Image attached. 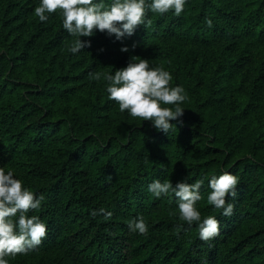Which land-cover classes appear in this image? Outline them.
<instances>
[{
  "label": "rangeland",
  "instance_id": "1",
  "mask_svg": "<svg viewBox=\"0 0 264 264\" xmlns=\"http://www.w3.org/2000/svg\"><path fill=\"white\" fill-rule=\"evenodd\" d=\"M225 2H233L232 9L237 10L233 13L234 16L242 13L246 15L257 7L254 0ZM39 4L40 0H0V77L9 82L8 90L17 88L20 93L23 90L30 92L34 102L40 105L39 114L46 112L51 114L49 119L66 120L70 119L73 112L80 113L85 108H93V101L103 102L106 99L104 93H107L104 79L90 80L89 73L98 71L107 74L111 68L116 71L118 69L114 64L118 59H123L126 67L131 57H140L149 60L152 67H163L170 72L161 59L134 41H118L99 31L92 37L80 38L90 42L91 47L84 48L77 54L70 53L68 48L76 37L70 36L63 29L59 10L50 14L46 22H41L34 15V9ZM234 22L230 42L236 45L231 49H225L226 41H218L209 46L206 44L207 47L200 44L194 47V44L176 38L157 40L170 60L178 56L189 70L185 71L188 76L185 72L179 74L180 82L189 97L181 105L185 112L179 118L187 131L181 130L178 121H171L177 129L169 134L158 132L154 127L152 133H148L145 127H150L151 123L129 114L130 131L128 126H124L128 132L134 131V136L139 138V145L151 144L154 158L165 166V171L160 170L159 178L152 174V168L142 173L145 190L142 194L147 196V209L153 218H177L178 205L172 196L156 198L148 192V185L157 179L173 183L192 174L198 164L208 187L201 189L202 199L197 202L196 207L201 218L212 215L218 219L222 210L215 209L207 202L211 191L209 180L213 176H220V168L234 170V175L239 178L237 195L235 198L228 197V202L239 210V217L233 219L231 215L223 218L220 224L227 231V236L222 233L210 240V244L220 241L219 251H223V261L240 257L236 251L238 243L251 235L257 248L264 250V41L244 33L239 28V19ZM134 43L136 47L133 49ZM122 47H128L129 51L121 52ZM99 54L105 59L100 61L97 58ZM241 57L246 60V64L239 73H235L230 64L241 61ZM224 60L229 61L224 65L231 67H222ZM170 74L173 77V73ZM211 78H214L212 90L207 83ZM57 87L64 89L69 97L57 94L48 96ZM40 92L43 94H37ZM217 100H221V106L215 102ZM112 112L120 113L122 117L111 116ZM126 112L127 110L121 113L119 105L110 101L109 122L102 129L101 140L108 149V152H103L104 159L115 155L124 143L113 138L118 134L122 138L120 125ZM109 128L112 129L108 131ZM90 132L91 130L86 136ZM145 132L152 134V138ZM41 153L44 151L34 152L38 155ZM153 161L154 159L152 163ZM99 199L108 203L117 199L114 187L101 192ZM254 226L257 229H253ZM119 229L122 230L121 226ZM256 232L261 233L262 240L254 235ZM122 233V250L128 253L136 244L135 233ZM71 238L76 239L74 236ZM86 244L87 238L77 244L76 250L70 252L78 264H92L90 256L86 254L87 250L80 254L81 248ZM55 247L56 244L46 245L42 251L52 254ZM207 248L208 244L202 248L201 260H195L193 264H203L208 257ZM56 257L52 256L53 259ZM6 259L9 264H40L41 255L30 251L25 255Z\"/></svg>",
  "mask_w": 264,
  "mask_h": 264
},
{
  "label": "trees",
  "instance_id": "2",
  "mask_svg": "<svg viewBox=\"0 0 264 264\" xmlns=\"http://www.w3.org/2000/svg\"><path fill=\"white\" fill-rule=\"evenodd\" d=\"M254 1L257 3L256 8L246 15L242 13L238 16L233 15L237 11L232 9L233 2L227 3L225 0H187L184 12L179 17L173 11L163 15L149 11L148 18L152 20V25L139 26L131 37L123 40L134 41L156 55L173 73L172 84L183 87L179 74L189 70L178 56L170 60L157 40L176 38L194 44V47L199 44L207 47L218 41H226L225 49H231L236 45L230 42L234 33L231 26L239 19V28L244 33L264 41V0ZM105 2L110 3L111 0ZM206 19L212 20L211 28L205 23ZM102 56L99 54L97 58L104 60ZM242 57L236 64H230L235 73H239L246 64ZM226 63L229 61L224 60L222 67H231L224 65ZM124 66L123 59H118L114 64L117 69ZM114 72L111 68L107 74ZM185 74L188 76V72ZM8 83L0 77V167H4L5 171H14L15 178L23 182V187L32 190L37 196L45 197L38 210L28 213L29 216H38L47 225L46 238L40 246L31 250L41 255L40 264H78L70 252L76 250L77 244L86 238L88 244L81 248L80 254L87 250L92 264H193L195 260H201V251L206 244L208 257L203 264H264V250L257 248L255 240L250 238L252 235L238 243L236 251L240 257L223 261V251H219L220 241L216 240L214 244L201 241L197 224L189 226L178 217L153 218L149 214L147 196L142 194L145 192L142 173L152 168V174L159 178L160 170L165 171V166L154 158L151 144L139 145V138L134 136V131L124 129V126H128L130 131L127 112L123 114L120 125L122 138L120 134L113 138L124 143L115 155L104 159L103 152H108V149L101 139L102 129L107 127L110 117L111 100L108 99V93H104L106 99L102 104L93 101V108H85L80 113L73 112L70 119H49L51 114H39L40 105L34 102L30 92L23 90L20 93L17 88L8 90ZM103 83L107 88V82L104 80ZM207 83L211 90L214 89V78ZM54 94L69 97L59 87L54 88L48 96ZM215 102L221 106V100ZM113 115L122 117L120 113L112 112ZM179 127L187 131L183 123H179ZM152 128L150 124V127H145V131L152 133ZM89 130L91 132L86 136ZM151 135L148 137L152 138ZM38 151L44 153L34 154ZM224 172L235 174L232 168H220V175ZM108 176L112 177L111 181L107 179ZM185 180L188 183L203 180L201 189L208 187L198 164L192 174L172 184L175 186L177 182ZM112 187L117 199L111 200V203L101 201V192H107ZM172 198L176 201L174 196ZM101 208L106 213L110 212L111 217L106 219L105 214L91 215ZM138 216H143L148 224V234L135 233L136 244L130 252L124 253L122 232L130 233L128 223ZM232 217L238 219V209L233 210ZM223 218L225 216L221 215L218 220L221 222ZM181 224L183 230L177 232ZM222 233L227 236V231L220 224ZM254 235L262 240L260 232ZM72 236L76 239L73 240ZM50 244H56L54 253L43 252L44 246ZM52 256H57L58 260Z\"/></svg>",
  "mask_w": 264,
  "mask_h": 264
},
{
  "label": "clouds",
  "instance_id": "3",
  "mask_svg": "<svg viewBox=\"0 0 264 264\" xmlns=\"http://www.w3.org/2000/svg\"><path fill=\"white\" fill-rule=\"evenodd\" d=\"M187 0H40L35 7L34 15L41 22H46L49 15L58 10L62 17V27L76 39L71 43L68 51L77 54L82 49L91 47L90 42L82 41L81 37H92L96 31L106 33L109 37L123 41L131 37L139 26L150 27L152 20L148 12L166 14L173 11L179 17L184 12ZM205 23L212 27V20ZM136 44L132 45L134 49ZM121 52H128V47H122ZM102 51V49H101ZM107 82L108 99L119 105L121 113L127 110L133 118L150 122L158 132L169 134L176 130L171 121L183 123L181 118L185 110L181 107L189 97L182 86H172L173 79L170 72L163 67H152L149 60L131 57L126 67L118 69L114 74L90 72L89 79ZM109 181L112 180L108 176ZM203 180L188 183L187 180L177 182L173 186L169 180L161 182L153 180L148 185V192L156 198L174 196L178 205L179 220L191 226L197 224L199 239L208 242L220 234V221L212 215L201 219L197 209V202L202 199L200 189ZM239 178L230 172L220 176H213L209 180L211 191L207 202L215 209L222 210L225 217L231 216L234 204L228 202V197L235 198ZM43 195L37 196L32 190L23 187V182L15 178L14 171H5L0 167V264H9L7 257L15 258L25 255L40 246L47 236V225L30 211L38 210L44 201ZM110 212L101 208L91 215ZM175 214V213H171ZM129 230L141 235L148 234V224L143 216L129 221ZM183 230V225L177 227V232Z\"/></svg>",
  "mask_w": 264,
  "mask_h": 264
}]
</instances>
